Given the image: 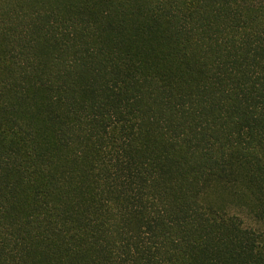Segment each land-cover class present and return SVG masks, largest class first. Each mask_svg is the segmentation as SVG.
I'll return each instance as SVG.
<instances>
[{
	"label": "trees",
	"instance_id": "trees-1",
	"mask_svg": "<svg viewBox=\"0 0 264 264\" xmlns=\"http://www.w3.org/2000/svg\"><path fill=\"white\" fill-rule=\"evenodd\" d=\"M264 0H0V264H264Z\"/></svg>",
	"mask_w": 264,
	"mask_h": 264
},
{
	"label": "rangeland",
	"instance_id": "rangeland-1",
	"mask_svg": "<svg viewBox=\"0 0 264 264\" xmlns=\"http://www.w3.org/2000/svg\"><path fill=\"white\" fill-rule=\"evenodd\" d=\"M232 211L238 214L243 220L245 225L252 227L254 229L264 231V219L256 218L251 215L247 209L234 205Z\"/></svg>",
	"mask_w": 264,
	"mask_h": 264
}]
</instances>
